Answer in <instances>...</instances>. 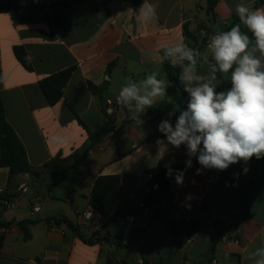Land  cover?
<instances>
[{
  "label": "crops",
  "instance_id": "obj_1",
  "mask_svg": "<svg viewBox=\"0 0 264 264\" xmlns=\"http://www.w3.org/2000/svg\"><path fill=\"white\" fill-rule=\"evenodd\" d=\"M8 1L18 6L34 2L0 0V4ZM40 1L37 7L44 5L45 13L29 9L0 13L4 116L23 144L30 166L38 170L37 176L17 175L7 187L8 169L0 168V223H11L0 226L4 235L0 264H257L264 259L258 253L264 249V161L241 160L223 171L204 168L198 153L189 155L187 145L173 146L158 128L164 120L175 127L188 110L187 87L211 82L217 94L232 88L231 73L237 65L228 73L220 72L217 65L213 72L216 61L209 44L238 16L237 5L251 9L257 0H217L210 13L208 0H141L138 10L125 0ZM59 1L70 4L52 7ZM153 6L155 15L149 11ZM256 9H264V4ZM184 24L192 33L200 26H207L201 34L213 32L207 31L208 45L195 64L194 74L202 79L182 80L184 68L176 81L169 82L162 54L180 45L188 49ZM249 41L251 50L256 40L249 37ZM14 46L31 53V71L16 60ZM253 54L264 59L259 50ZM178 60L179 54L171 56L172 63ZM71 66L75 71L62 99L49 106L38 82ZM152 73L165 82V92L170 89L158 119L143 126L127 123L111 134L102 101L88 83L103 87L104 99L131 83L141 87ZM161 101L156 98L151 107L158 108ZM58 153L77 159L69 160L62 170L64 180L52 187L40 168ZM159 162L183 170L182 183L175 178L170 184L173 205L199 222L198 231L181 250L173 247L164 232L165 221L154 220L153 211L112 218L117 209L137 206L147 196L148 178ZM108 175H118L120 182L106 213L84 220L96 178ZM217 217L224 221L226 233L210 254ZM20 221L32 222L27 241L15 225Z\"/></svg>",
  "mask_w": 264,
  "mask_h": 264
},
{
  "label": "clouds",
  "instance_id": "obj_2",
  "mask_svg": "<svg viewBox=\"0 0 264 264\" xmlns=\"http://www.w3.org/2000/svg\"><path fill=\"white\" fill-rule=\"evenodd\" d=\"M149 11L155 15V6ZM236 14L256 38V47L249 50V37L241 32L239 24L213 36L209 44L216 61L213 72L217 71V65L223 73L237 65L231 73L232 88L217 94L211 82L187 87L191 97L188 110L181 113L175 127L166 120L158 126L170 144L176 147L186 144L189 155L198 153L200 165L220 171L241 160L247 163L253 156L264 157V59L253 54L259 50L264 57V9L250 10L239 4ZM175 54H179L181 62L189 61L182 80L191 83L202 79L194 74L193 50L180 45L166 52L167 56ZM25 59L31 61V53H27ZM156 77L157 73H152L142 82L143 94L135 83L123 87L119 102L131 110L135 101L136 112L151 107L156 98L165 95V82ZM188 163L190 165V161ZM176 180L182 183V174L177 175ZM258 253L264 256V249ZM257 264H264V259Z\"/></svg>",
  "mask_w": 264,
  "mask_h": 264
},
{
  "label": "trees",
  "instance_id": "obj_3",
  "mask_svg": "<svg viewBox=\"0 0 264 264\" xmlns=\"http://www.w3.org/2000/svg\"><path fill=\"white\" fill-rule=\"evenodd\" d=\"M132 4L134 10H138L141 4V0H125ZM217 0H208L207 2V13L212 12L213 6L216 4ZM41 3L40 0H34L26 6H18L10 1L0 4V13L9 10H22L29 9L31 11H40L45 13L46 7H37ZM70 4V1H59L52 4V7H64ZM264 4V0H257L255 5L250 10H255L259 5ZM240 25V30L247 34L249 37L256 40L251 31L248 30L247 26L244 25L238 16H234L233 22L225 27L224 31H229L235 25ZM207 29V26H200L196 32H190L188 30L187 24L183 26V35L186 40L188 49L194 51V58H197L200 52L208 45L209 34L206 31L205 34L200 32ZM13 53L16 60L23 66L27 71L32 70L31 62L25 59L26 52L21 46H14ZM164 58V72L166 78L169 82H174L177 80V76L180 71L189 66L188 60L180 59L175 63H172L171 56L166 55V51L163 52ZM115 63L109 65L108 70L111 69ZM75 71V67L71 66L57 73H54L46 78L41 79L38 82L39 88L44 96L46 103L49 106H54L57 104L64 94L65 88L68 84L70 77ZM88 88L93 94L98 95V97L103 101L102 91L103 87H96L91 83H88ZM170 97V89L167 88L165 95L162 98L158 108H149V113L154 114L155 119H158V110L163 108L168 102ZM78 122L83 125L79 117L74 114ZM84 126V125H83ZM85 127V126H84ZM202 147V145H201ZM77 159L75 156L70 158H63L61 153H58L55 157L45 163L40 169L44 171L51 179V186L55 187L64 180V175L62 170L64 166L69 162V160ZM252 160L256 163H261L264 161V157L257 159L255 156ZM0 168L8 169V179L7 187H10L13 179L24 173H30L34 176L38 175V170L32 168L28 162L25 148L12 127L7 123L4 116V107L0 99ZM169 169L172 171L169 172ZM183 170L178 165H168L165 166L162 162L157 164L156 170L151 174L147 181L148 194L142 199L141 203L143 208L138 206L134 207H123L117 209L113 214V220L117 221L121 218L127 216H142L146 209L147 211H153L154 220H164V232L168 234L172 245L175 249L181 250L188 243V241L196 234L199 228V222L191 217L190 215L183 214L177 211L173 205L174 193L171 190L170 184L177 175L182 174ZM120 182L118 175H108L99 176L96 178L89 196L88 204L92 209L100 215L106 213L110 199L117 189ZM166 202L165 207H157L160 203ZM145 208V209H144ZM246 214L244 213L243 217ZM32 224L31 221H20L15 223L18 229L22 233V240L27 241L30 238L29 226ZM11 223H0V226L7 228ZM72 228V225L68 223ZM214 235L210 241V254H213L216 250L217 245L226 233V225L224 221L217 217L213 221ZM4 243V235L0 234V248Z\"/></svg>",
  "mask_w": 264,
  "mask_h": 264
},
{
  "label": "built area",
  "instance_id": "obj_4",
  "mask_svg": "<svg viewBox=\"0 0 264 264\" xmlns=\"http://www.w3.org/2000/svg\"><path fill=\"white\" fill-rule=\"evenodd\" d=\"M119 93L107 98L102 101V112L104 119L109 127L110 133L115 134L117 130L124 124H132L136 126H143L147 122H152L155 119L154 114L149 113V108H145L142 112L135 111V101H132V109L130 110L128 106L122 104L118 100ZM4 207H9V203H3ZM143 208V204L139 203L137 205ZM145 209V208H144ZM38 211L34 208V212ZM147 211L146 209L144 210ZM97 213L92 209V207L87 206L82 213V217L86 221H91L97 217ZM3 231V230H2Z\"/></svg>",
  "mask_w": 264,
  "mask_h": 264
},
{
  "label": "water",
  "instance_id": "obj_5",
  "mask_svg": "<svg viewBox=\"0 0 264 264\" xmlns=\"http://www.w3.org/2000/svg\"><path fill=\"white\" fill-rule=\"evenodd\" d=\"M183 146H186V144H182Z\"/></svg>",
  "mask_w": 264,
  "mask_h": 264
}]
</instances>
